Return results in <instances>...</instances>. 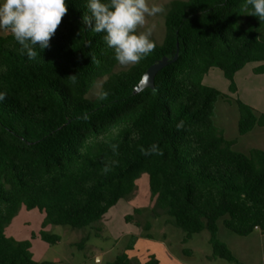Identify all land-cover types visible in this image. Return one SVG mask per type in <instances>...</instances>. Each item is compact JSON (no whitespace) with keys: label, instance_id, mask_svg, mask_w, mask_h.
Instances as JSON below:
<instances>
[{"label":"trees","instance_id":"1","mask_svg":"<svg viewBox=\"0 0 264 264\" xmlns=\"http://www.w3.org/2000/svg\"><path fill=\"white\" fill-rule=\"evenodd\" d=\"M67 8L33 60L17 52L10 32L0 35V90L7 93L0 102V264H35L31 241L4 231L21 206L44 213L38 236L54 243L59 236L47 225L94 224L143 172L151 199L185 233L183 241L207 230L211 257L236 260L218 237V221L241 236L264 231V150L234 149L236 139H226L214 121L215 102L228 97L202 80L218 68L234 92V75L247 63L262 62L254 71L263 72L257 29L264 21L244 13V0H172L163 39L138 63L114 71L113 50L84 23L86 0H67ZM163 56L170 62L154 87L134 93ZM232 99L238 135L264 126L263 112ZM153 143L161 154L145 155ZM107 264L163 263L154 255L140 263L123 251Z\"/></svg>","mask_w":264,"mask_h":264},{"label":"rangeland","instance_id":"2","mask_svg":"<svg viewBox=\"0 0 264 264\" xmlns=\"http://www.w3.org/2000/svg\"><path fill=\"white\" fill-rule=\"evenodd\" d=\"M171 1L150 0V3L160 4L165 9L161 14L146 18L144 28L153 26L151 34L153 41L160 42L163 39L164 15ZM257 31L261 36H264V22ZM8 32L10 31L7 29L0 30V35ZM258 63L261 64L262 62L253 61L249 64ZM129 66H121L117 63L114 71L126 69ZM254 69V73H261L255 72ZM214 70L208 71L203 76V83L217 88L229 99L220 97L216 101L214 121L216 120L215 123L218 126L222 125L223 103L235 106V101L232 98H238L247 103L248 98L243 85L248 82L243 77H241L242 82H236L234 79L236 90L230 91L222 72L218 68H214ZM100 83L101 79L97 78L95 85L87 94L88 98L92 99L97 95ZM249 105L261 112L255 104ZM127 216H131L130 221L126 220ZM43 217L44 213L38 209L27 210L21 206L4 230L6 235L15 239H29L31 241L30 250L35 264H44L45 262L50 264H107L117 254L125 251L127 245L132 244L137 234L145 232H149L155 240H164L171 253L179 260L190 264H213L208 260H217L215 261L216 264H229L225 259L211 257L212 247L208 241L209 232L207 230L192 234L187 241L182 240L185 233L171 223V218L158 208L154 200L151 199L148 175L144 172L136 179L133 190L121 198L94 224L83 228H73L69 225H47L44 228L45 231L59 236V239L54 243L46 242L38 236ZM221 222L220 219L218 223L220 231L223 229L245 243H243V252H236L238 255L235 257L236 260H264V248L257 245L256 232L241 236L226 229ZM97 228L99 229L97 230ZM83 236H88V238L81 246L80 241ZM241 264L252 263L245 261Z\"/></svg>","mask_w":264,"mask_h":264},{"label":"clouds","instance_id":"3","mask_svg":"<svg viewBox=\"0 0 264 264\" xmlns=\"http://www.w3.org/2000/svg\"><path fill=\"white\" fill-rule=\"evenodd\" d=\"M86 9L89 15L83 16L84 23L95 33L103 34L102 40L121 66L138 63L154 49L153 26L144 28L146 18L165 11L150 0H86ZM244 9L245 14L264 21V0H244ZM67 11V0H0V30H9L19 46L17 52L33 60L37 49L49 47L50 38ZM0 71L6 68L0 65ZM6 95L0 90V102ZM105 95L102 93L100 99ZM175 127L181 129L183 121ZM144 151L145 155L161 154L156 143Z\"/></svg>","mask_w":264,"mask_h":264},{"label":"crops","instance_id":"4","mask_svg":"<svg viewBox=\"0 0 264 264\" xmlns=\"http://www.w3.org/2000/svg\"><path fill=\"white\" fill-rule=\"evenodd\" d=\"M249 63H247L245 66H243L240 70H238L235 73L234 79L236 82L238 81L242 82L241 77H243L245 81L248 82L243 85V87L246 89L244 90L248 98L246 102L248 104H255L257 108H259V110L264 113V71L261 72L260 74L254 73L253 69L258 65H260V63L258 64H249ZM214 68L209 69V71H215ZM225 80L229 85L228 80L226 78ZM202 81H204V78ZM234 104L235 106L232 104L223 103L222 106L223 107V118L221 120L222 125H218V126L219 128L222 129L224 137L229 140L236 139L233 147L234 149L239 150L241 152H247L250 148L253 147L264 150V126H254L247 133L243 135H238L237 121H238L239 113L236 103ZM254 232L257 233L256 234L257 245H259V247L261 248L262 247L264 248V231L255 229L250 234ZM217 234L218 237L226 243V245L229 247V249L232 251L235 257L238 256L237 253L243 252L242 249L244 247L243 246L244 242L240 241L234 236H231L223 229L220 231L219 224H218ZM125 252L127 253L128 257L131 260L138 261L140 263L145 262L149 258V256L154 255L163 264H190L183 260H179V258H177L174 254L171 253L169 248L166 246L164 240H158V239L155 240L149 232H145L143 234H137L135 240L130 245V248H126ZM208 261H210V263L212 262L213 264L217 263L215 262L217 260H208ZM245 261L247 263H252V264H264V260H233V261H228V263L241 264L242 262Z\"/></svg>","mask_w":264,"mask_h":264},{"label":"water","instance_id":"5","mask_svg":"<svg viewBox=\"0 0 264 264\" xmlns=\"http://www.w3.org/2000/svg\"><path fill=\"white\" fill-rule=\"evenodd\" d=\"M178 55V48L177 52L175 53V56L172 58L171 61L176 60ZM170 62L169 58L166 56H163L159 60L152 63L143 73L140 80L137 82V84L134 86V93L142 90L144 87H154V77L156 73L164 67L166 64Z\"/></svg>","mask_w":264,"mask_h":264}]
</instances>
